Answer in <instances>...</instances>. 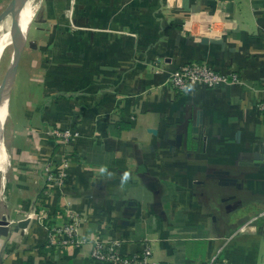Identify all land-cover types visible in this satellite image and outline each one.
I'll return each instance as SVG.
<instances>
[{
	"label": "crops",
	"instance_id": "1",
	"mask_svg": "<svg viewBox=\"0 0 264 264\" xmlns=\"http://www.w3.org/2000/svg\"><path fill=\"white\" fill-rule=\"evenodd\" d=\"M52 1L14 78L9 145L0 134V220L24 216L0 264H114L96 242L264 264V0ZM188 64L228 79L179 92Z\"/></svg>",
	"mask_w": 264,
	"mask_h": 264
},
{
	"label": "built area",
	"instance_id": "2",
	"mask_svg": "<svg viewBox=\"0 0 264 264\" xmlns=\"http://www.w3.org/2000/svg\"><path fill=\"white\" fill-rule=\"evenodd\" d=\"M232 81H237L236 74L231 75ZM226 76L217 72L214 68L206 64H188L176 70L171 82L179 92L188 91L194 84H199L208 89H214L222 81H225ZM264 110V103L262 104ZM65 173L61 172L59 175L48 176V181L53 185H62ZM46 217V216H45ZM66 232L70 237L76 233L75 227L66 228ZM153 251L150 245H145L143 253L133 257L121 254L117 248L107 246L101 242H96L92 252V258L101 262H112L114 264H157L151 263Z\"/></svg>",
	"mask_w": 264,
	"mask_h": 264
},
{
	"label": "water",
	"instance_id": "3",
	"mask_svg": "<svg viewBox=\"0 0 264 264\" xmlns=\"http://www.w3.org/2000/svg\"><path fill=\"white\" fill-rule=\"evenodd\" d=\"M30 0H11L7 7L0 14V23H2L6 18L11 17L16 27L17 31V45L14 47L13 56L10 62V65L4 75L2 83L0 84V105L5 101L7 103V107L9 109L10 99H11V91L14 82V78L16 76L18 66L22 57V53L24 48L28 42L30 28L24 32L20 25V19L22 14V8L29 2ZM256 166L260 164H264V147L261 151L256 154ZM221 184L223 185H237V180H221ZM240 187V186H239ZM24 219V216L20 215L16 220L10 222L8 220H0V233L2 235H6L10 228H17L20 225L17 223L18 221Z\"/></svg>",
	"mask_w": 264,
	"mask_h": 264
},
{
	"label": "rangeland",
	"instance_id": "4",
	"mask_svg": "<svg viewBox=\"0 0 264 264\" xmlns=\"http://www.w3.org/2000/svg\"><path fill=\"white\" fill-rule=\"evenodd\" d=\"M10 1L11 0H0V14L7 7V5L9 4ZM52 2H53L52 0H50V1H48V0H31L30 5H32V6L36 5L39 7L37 8V11L35 12L34 19L30 25L28 42H30V43L34 42L35 43L36 40L39 39L38 29H37L38 27L45 26V24L51 26V24H52V14H51ZM8 18H6L2 23H0V25H5L6 20ZM0 34H1L0 35V41H4V40L6 41L7 40L6 39L7 38V29L3 27ZM28 42H27L25 47L28 46ZM14 47H15V45L10 44V45L6 46L1 52V57H0V84L2 83L4 75H5L7 69L10 65V62H11V59L13 56V52H14ZM21 99H22V97L21 98L19 97V101ZM12 106H14V102H12ZM12 110H13V108H12ZM10 118L11 117L9 116L7 121L5 122V125L2 128L3 129L2 130V132H3L2 139L5 140L7 145H9V136H10V132H9L10 131L9 125L11 123ZM8 152H10V150H8Z\"/></svg>",
	"mask_w": 264,
	"mask_h": 264
},
{
	"label": "bare ground",
	"instance_id": "5",
	"mask_svg": "<svg viewBox=\"0 0 264 264\" xmlns=\"http://www.w3.org/2000/svg\"><path fill=\"white\" fill-rule=\"evenodd\" d=\"M38 7L39 6H36V5L32 6V5H30V3H27L22 8L20 25H21V28H22V30L24 32H26L30 28V25H31V23H32V21L34 19L35 12L37 11ZM3 27L7 29V38H6L7 40L6 41L5 40L4 41H0V57H1L2 50L6 46H8L10 44H13L15 46L17 45V31H16L15 24L13 22V19L9 17L6 20L5 25H0V32L2 31ZM8 111H9V109L7 107V103L4 101L3 104L0 105V133L2 131L3 125L5 123V120H6L7 116H8Z\"/></svg>",
	"mask_w": 264,
	"mask_h": 264
}]
</instances>
